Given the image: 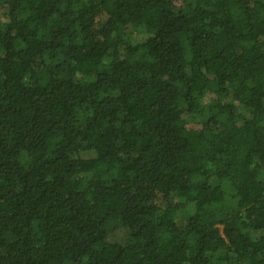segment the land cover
Masks as SVG:
<instances>
[{"label":"trees","instance_id":"trees-1","mask_svg":"<svg viewBox=\"0 0 264 264\" xmlns=\"http://www.w3.org/2000/svg\"><path fill=\"white\" fill-rule=\"evenodd\" d=\"M0 264H264V0H0Z\"/></svg>","mask_w":264,"mask_h":264},{"label":"rangeland","instance_id":"rangeland-1","mask_svg":"<svg viewBox=\"0 0 264 264\" xmlns=\"http://www.w3.org/2000/svg\"><path fill=\"white\" fill-rule=\"evenodd\" d=\"M125 235H126L125 228L118 227L109 234L108 239L109 241H112V242H121L123 241Z\"/></svg>","mask_w":264,"mask_h":264}]
</instances>
